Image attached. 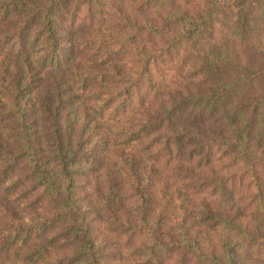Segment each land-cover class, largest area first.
<instances>
[{
    "label": "trees",
    "instance_id": "16d2710c",
    "mask_svg": "<svg viewBox=\"0 0 264 264\" xmlns=\"http://www.w3.org/2000/svg\"><path fill=\"white\" fill-rule=\"evenodd\" d=\"M0 264H264V0H0Z\"/></svg>",
    "mask_w": 264,
    "mask_h": 264
},
{
    "label": "rangeland",
    "instance_id": "374dc122",
    "mask_svg": "<svg viewBox=\"0 0 264 264\" xmlns=\"http://www.w3.org/2000/svg\"><path fill=\"white\" fill-rule=\"evenodd\" d=\"M222 17H223L224 19H226V21L231 22V21L234 20L235 12H234L232 9L227 8V9H225V10L223 11V15H222ZM198 47H199V48H198V53H199L200 56H203V55L207 54V53L210 51V47H209V45L206 44V43L203 42V41H200Z\"/></svg>",
    "mask_w": 264,
    "mask_h": 264
}]
</instances>
